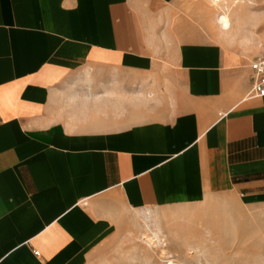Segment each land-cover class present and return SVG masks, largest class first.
<instances>
[{
	"label": "crops",
	"instance_id": "crops-1",
	"mask_svg": "<svg viewBox=\"0 0 264 264\" xmlns=\"http://www.w3.org/2000/svg\"><path fill=\"white\" fill-rule=\"evenodd\" d=\"M263 54L264 0H0V264H88L139 210L242 238Z\"/></svg>",
	"mask_w": 264,
	"mask_h": 264
},
{
	"label": "rangeland",
	"instance_id": "rangeland-1",
	"mask_svg": "<svg viewBox=\"0 0 264 264\" xmlns=\"http://www.w3.org/2000/svg\"><path fill=\"white\" fill-rule=\"evenodd\" d=\"M188 218L183 210L134 211L88 264H264V213L243 222L240 239L232 220L210 227Z\"/></svg>",
	"mask_w": 264,
	"mask_h": 264
},
{
	"label": "built area",
	"instance_id": "built-area-1",
	"mask_svg": "<svg viewBox=\"0 0 264 264\" xmlns=\"http://www.w3.org/2000/svg\"><path fill=\"white\" fill-rule=\"evenodd\" d=\"M251 69L253 71V85L249 93V96L253 98H264V54L257 57L251 63ZM34 254L39 256L38 251H34Z\"/></svg>",
	"mask_w": 264,
	"mask_h": 264
},
{
	"label": "bare ground",
	"instance_id": "bare-ground-1",
	"mask_svg": "<svg viewBox=\"0 0 264 264\" xmlns=\"http://www.w3.org/2000/svg\"><path fill=\"white\" fill-rule=\"evenodd\" d=\"M156 236V235H155ZM156 238V237H155ZM159 241V240H158ZM169 264H177L175 261L169 262Z\"/></svg>",
	"mask_w": 264,
	"mask_h": 264
}]
</instances>
